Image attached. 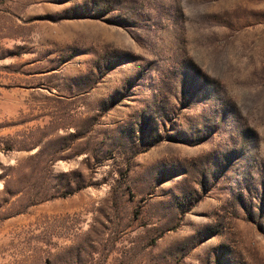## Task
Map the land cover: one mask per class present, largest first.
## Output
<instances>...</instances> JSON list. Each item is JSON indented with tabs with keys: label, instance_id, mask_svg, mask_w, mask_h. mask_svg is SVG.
<instances>
[{
	"label": "rangeland",
	"instance_id": "obj_1",
	"mask_svg": "<svg viewBox=\"0 0 264 264\" xmlns=\"http://www.w3.org/2000/svg\"><path fill=\"white\" fill-rule=\"evenodd\" d=\"M0 264H264V0H0Z\"/></svg>",
	"mask_w": 264,
	"mask_h": 264
}]
</instances>
